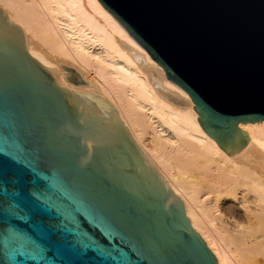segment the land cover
Here are the masks:
<instances>
[{
	"label": "water",
	"instance_id": "obj_1",
	"mask_svg": "<svg viewBox=\"0 0 264 264\" xmlns=\"http://www.w3.org/2000/svg\"><path fill=\"white\" fill-rule=\"evenodd\" d=\"M228 153L264 120V0H99ZM0 264H217L105 99L59 84L0 8Z\"/></svg>",
	"mask_w": 264,
	"mask_h": 264
},
{
	"label": "bare ground",
	"instance_id": "obj_2",
	"mask_svg": "<svg viewBox=\"0 0 264 264\" xmlns=\"http://www.w3.org/2000/svg\"><path fill=\"white\" fill-rule=\"evenodd\" d=\"M0 8L59 84L114 107L217 264H264V120L240 122L250 140L228 154L189 93L99 0H0Z\"/></svg>",
	"mask_w": 264,
	"mask_h": 264
},
{
	"label": "rangeland",
	"instance_id": "obj_3",
	"mask_svg": "<svg viewBox=\"0 0 264 264\" xmlns=\"http://www.w3.org/2000/svg\"><path fill=\"white\" fill-rule=\"evenodd\" d=\"M67 71L69 72V73H71L70 75H71V77H73V76H77V74H76V71L73 69V68H71L70 70L69 69H67ZM79 78V77H78ZM77 78V80H80V78L78 79Z\"/></svg>",
	"mask_w": 264,
	"mask_h": 264
}]
</instances>
